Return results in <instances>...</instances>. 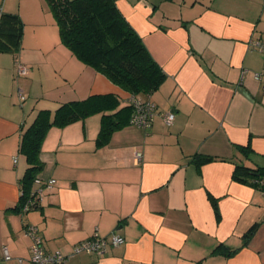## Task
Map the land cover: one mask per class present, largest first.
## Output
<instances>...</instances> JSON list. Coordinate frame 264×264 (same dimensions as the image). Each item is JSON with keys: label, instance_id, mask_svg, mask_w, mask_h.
Segmentation results:
<instances>
[{"label": "crops", "instance_id": "crops-1", "mask_svg": "<svg viewBox=\"0 0 264 264\" xmlns=\"http://www.w3.org/2000/svg\"><path fill=\"white\" fill-rule=\"evenodd\" d=\"M116 1L166 74L150 95L157 113L147 129L126 125L101 147L100 114L51 127L40 146L42 182L30 189L42 188L41 199L23 213L27 163L18 145L38 110L128 94L57 48L44 0H0V15L17 13L23 22L18 53L0 51V264H31L27 225L38 228L46 252L67 256L61 264H264V195L250 177L233 176L237 163L264 167V76L254 78L264 74L254 45L264 44V0ZM51 49L65 57L62 70H41L56 61ZM17 58L27 75H14ZM168 111L170 126L161 116ZM195 154L215 159L196 164ZM112 234L124 242L102 254L73 252Z\"/></svg>", "mask_w": 264, "mask_h": 264}, {"label": "trees", "instance_id": "trees-1", "mask_svg": "<svg viewBox=\"0 0 264 264\" xmlns=\"http://www.w3.org/2000/svg\"><path fill=\"white\" fill-rule=\"evenodd\" d=\"M44 1L55 19L60 42L78 60L103 74L127 93L128 98L123 99L116 93H99L84 99L62 102L53 111L38 110L32 122L22 130L18 145V151L25 156L27 163L21 178L22 191L18 209L28 197H31V185L42 169L39 160L40 146L51 127H62L75 120L100 114L96 143L101 147L109 142L115 131L130 124V116L136 109L134 100H140L144 104L147 97L160 87L166 77L141 36L119 10L116 0ZM22 35L23 22L19 15L1 12L0 51L17 54L21 47ZM15 61L14 75L19 77L15 73ZM29 70L30 68L28 73ZM18 95L21 97V92H18ZM214 159L209 155L193 156L196 164ZM233 176L242 181H247L250 177V181L261 188L258 181L264 179V167H250L237 163ZM211 203L217 213L215 198L211 197ZM255 229L256 224L246 231L245 241L251 238ZM235 251L236 249L230 252Z\"/></svg>", "mask_w": 264, "mask_h": 264}, {"label": "built area", "instance_id": "built-area-1", "mask_svg": "<svg viewBox=\"0 0 264 264\" xmlns=\"http://www.w3.org/2000/svg\"><path fill=\"white\" fill-rule=\"evenodd\" d=\"M254 45L259 49L260 52L264 54V44L262 43H254ZM28 66L22 63L19 60L15 61V73L17 76H25L28 73ZM264 74L255 73V79H262ZM21 92L20 90L18 91ZM21 99H24V96L21 95ZM135 103V111L131 114L129 122L131 125H134L141 129H147L151 126L153 117L156 112L155 104L150 100L148 96L145 103L143 104L140 100H134ZM163 122L166 126H170L174 119V113L171 111L161 113ZM133 156L136 161H138L141 157V153L139 151H134ZM34 181L42 182L39 177H35ZM260 183V189L264 195V179L258 181ZM45 186L51 188L54 183V178H49L44 181ZM42 188L33 190L31 192V197H28L20 207V212H27L28 210L35 207L41 199ZM25 234L30 237L31 244L29 246V260L31 264H61L66 259V255L63 254L60 250H55L52 252H46L42 245V240L40 235L38 234V228L34 225L25 226ZM124 240L121 236L117 234H112L110 238H90L85 241H81L75 245L73 252L78 253L81 251H85L88 253H96L102 254L106 251L107 245L117 246L123 243ZM5 258L9 259V253L5 249L4 250Z\"/></svg>", "mask_w": 264, "mask_h": 264}, {"label": "rangeland", "instance_id": "rangeland-1", "mask_svg": "<svg viewBox=\"0 0 264 264\" xmlns=\"http://www.w3.org/2000/svg\"><path fill=\"white\" fill-rule=\"evenodd\" d=\"M56 41H57V48L59 49L60 46H62L61 48H66L63 44L60 45V40H59V35L58 33L56 34ZM54 50V49H53ZM52 52V49L49 50V53ZM51 59H54L56 61H53V64H43L41 66V70H62V67L60 66V64L62 62L65 61V57L61 55V52H52L50 55ZM16 155L18 156V153H16Z\"/></svg>", "mask_w": 264, "mask_h": 264}]
</instances>
